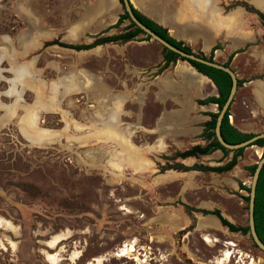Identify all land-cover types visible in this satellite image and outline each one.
<instances>
[{
	"label": "rangeland",
	"instance_id": "374dc122",
	"mask_svg": "<svg viewBox=\"0 0 264 264\" xmlns=\"http://www.w3.org/2000/svg\"><path fill=\"white\" fill-rule=\"evenodd\" d=\"M205 1L211 34L239 33L231 23L215 26L233 8L259 24L253 11L264 15V0L260 10L253 0ZM130 2L200 52L196 28L177 21L181 0ZM121 14L117 0H0V264H218L226 251L222 264H264L247 233L181 207L218 209L246 226L240 187L248 188L261 148L243 149L222 174L173 171L177 146L199 141L196 101L212 94L211 82L178 58L159 72L164 52L141 33L89 50L63 46L134 30L128 20L108 29ZM236 37L227 36L228 49ZM240 51L228 62L240 82L228 121L257 134L264 34L251 59ZM212 60L227 61L218 53ZM127 244L132 256L118 258Z\"/></svg>",
	"mask_w": 264,
	"mask_h": 264
},
{
	"label": "trees",
	"instance_id": "16d2710c",
	"mask_svg": "<svg viewBox=\"0 0 264 264\" xmlns=\"http://www.w3.org/2000/svg\"><path fill=\"white\" fill-rule=\"evenodd\" d=\"M120 1V0H118ZM131 11L134 15V17L145 27H147L150 31H152L154 34H156L158 37L169 43L170 45L174 46L175 48L185 52V53H191L188 47L184 46L181 41L175 40L173 37H171L167 30L158 25L157 23L153 22L143 14H141L139 11H137L131 4H130ZM253 11V10H251ZM256 13V15L259 18L261 26L264 28V15L257 11H253ZM122 20H127L126 13H123L118 16L115 24L108 27L114 28L118 26ZM130 26L134 27V30L126 31L121 34L112 35V36H104V37H98L90 44L86 45H72V44H63L64 47L72 48L75 50H89L91 48H94L98 45H102L105 43H114V42H126L134 39L139 33L143 34L138 28H136L132 23H130ZM147 39H149L148 36H145ZM162 51L164 52L163 55V63L161 67L159 68V72L163 71L168 67L170 63L176 60L178 58L177 55L174 53L166 50L165 48H162ZM217 49V45L211 48L209 54L205 56L201 52H199L197 55L201 58H206L208 60H212L213 51ZM233 54H231L228 58L224 66L228 67V62L230 61ZM179 59V58H178ZM191 67L195 69V71L204 77H206L215 87L216 89V96L206 97L202 100H197L196 103L199 105H205L208 103L215 104L217 107V110L220 109L223 102L226 99V96L228 94V90L230 87V79L229 77L218 70L205 67L203 65L191 62ZM240 82L237 80V87L239 86ZM230 109V108H229ZM210 117V120L204 124V128L201 133V137L207 141V143L204 146H192L187 150L184 151H175V157L179 159H183L190 156H197V155H204L208 154L214 150H219L222 155H226L227 152H232V155L230 159L224 163L221 166L217 167H204L201 165H193L190 168H186L178 164V168H174V170L177 171H185V170H197V171H210L213 173H224L229 170H231L235 165L237 158L241 155L243 149H238L234 151H228L224 148H222L215 140L214 134H213V128H214V120L217 115V113H210L208 114ZM229 116V110H227L221 120L220 124V135L223 139V141L227 144H238L240 142H243L250 138L253 134H247L240 132L237 130L234 126H232L228 121ZM254 145L256 147H259L262 149V153L264 154V139H259L254 142ZM255 165L252 164L249 166V169L251 171V174L253 172ZM240 189L245 190L248 193V188L240 187ZM247 203V198H245ZM183 209L185 212H199L203 215L211 214L215 216L220 225L225 227L229 232H239L241 234H246L248 232L247 226H235L231 223H229L226 219H224L220 212L218 210H212V211H205V210H194L192 208H189L188 206L183 205ZM253 222H254V229L257 234L258 239L261 241V243L264 245V164L262 165V168L259 172L256 186H255V196H254V204H253Z\"/></svg>",
	"mask_w": 264,
	"mask_h": 264
},
{
	"label": "crops",
	"instance_id": "0c3cea01",
	"mask_svg": "<svg viewBox=\"0 0 264 264\" xmlns=\"http://www.w3.org/2000/svg\"><path fill=\"white\" fill-rule=\"evenodd\" d=\"M130 1V0H129ZM131 3V2H130ZM133 6V4L131 3ZM139 5V4H138ZM181 11L178 12L177 21L185 22V24L190 23L193 27V29L196 28V35L197 38H199V51L203 54L209 53L211 50V47L215 43H221L222 38L224 36V46L225 48L222 50H219L217 53L218 55L224 56L226 59L231 55L234 56L236 50H241L240 53H245V55L248 56L249 59L253 56V48L257 49L258 45L260 43H263V34H264V28L259 24L257 21V18L253 15H248L246 12H244L240 8H233L229 10L226 15L221 18V20L216 21L215 26H221L225 25V29L229 28L231 23V30L234 32H239L238 34H232V32L228 35H218V33H212L211 34V8H209L207 2L205 0H181ZM251 5L256 9L260 10L261 0H253L251 1ZM140 6V5H139ZM133 6L137 11H139L141 14L152 20L153 22L157 23L158 25L162 26L163 23L160 21L155 20V18L150 13V10L148 8H141V7ZM157 19V18H156ZM165 27V26H162ZM226 31V30H225ZM227 32V31H226ZM237 35L235 39H233V45L231 48L228 49V41L227 36ZM178 41H183L184 43H187L189 45L188 40H183L181 38H177ZM259 41V42H258ZM227 43V44H226ZM239 44V45H238ZM227 47V48H226ZM216 50L213 52V57L217 55ZM231 57V58H232ZM256 58V56H255ZM189 65V64H188ZM206 78V77H205ZM213 84L211 83V86L207 85V89L211 91V96H216V93L214 94L213 91ZM215 88V87H214ZM216 90V89H215ZM206 98V97H205ZM204 99V98H203ZM202 100V99H199ZM198 115L196 116L198 121L202 122L201 129L198 132V139L199 141L192 144H185L181 147L177 146V151H184L189 149L192 146H204L207 141H205L201 137L202 130L204 128V124L210 120V117L208 114L215 113L216 111L214 108L216 107L215 104H205V105H199L196 103ZM200 135V137H199ZM222 153L219 150H214L208 154L204 155H197V156H190L183 159H178V163L186 168H190L191 166L195 165H201L204 167H217L223 165L221 163ZM215 159V161L213 160ZM177 173H187L190 171H197V170H185V171H177L173 170ZM200 173H208L211 174L213 172L210 171H197ZM213 174H222V173H213ZM183 205L188 206L186 204H181V207L183 208ZM189 208H192L188 206ZM194 210H205V211H212V210H206V209H196L192 208ZM218 210V209H216ZM219 211V210H218ZM221 226V225H220ZM222 227V226H221Z\"/></svg>",
	"mask_w": 264,
	"mask_h": 264
},
{
	"label": "water",
	"instance_id": "95a60500",
	"mask_svg": "<svg viewBox=\"0 0 264 264\" xmlns=\"http://www.w3.org/2000/svg\"><path fill=\"white\" fill-rule=\"evenodd\" d=\"M118 1V0H117ZM120 4L123 13H126L127 20L129 23H132L136 28H138L145 36H148L150 40L157 43L160 47L165 48L166 50L174 53L178 56L179 60L185 61L189 66L191 67L190 63L194 62L200 65H203L205 67H209L218 71H221L225 73L229 79H230V87L228 90V94L226 96L225 101L223 102L222 106L219 110H217V115L214 120V128H213V134L216 142L224 149L228 151H234L238 149H245L247 147L255 146L254 142L259 139H264V132L253 134L250 138L247 140L240 142L238 144H227L223 141L221 135H220V124L221 120L227 110H229L234 94L237 89V78L234 74V72L228 67L224 66L223 64L217 63L214 60H208L206 58H201L197 54L191 52V53H185L174 46L170 45L160 37H158L156 34H154L152 31H150L147 27H145L143 24H141L133 15L131 8H130V1L129 0H120L118 1ZM193 68V67H191ZM195 70V69H194ZM196 72V71H195ZM203 76V75H202ZM264 164V154H261L257 162L254 164L255 167L253 169V172L251 174L249 186H248V194H247V203H246V226L248 228V236L254 245L255 248H257L261 253L264 254V245L261 243V241L258 239L257 234L254 229V222H253V204H254V196H255V186L257 182V178L259 175V172L262 168V165Z\"/></svg>",
	"mask_w": 264,
	"mask_h": 264
},
{
	"label": "bare ground",
	"instance_id": "6f19581e",
	"mask_svg": "<svg viewBox=\"0 0 264 264\" xmlns=\"http://www.w3.org/2000/svg\"><path fill=\"white\" fill-rule=\"evenodd\" d=\"M186 73V72H185ZM183 74H184V72H183ZM187 74V73H186ZM187 76H190V75H187ZM203 78V77H202ZM51 244V243H50ZM134 252V248H133V246L132 245H123V247L119 250V252H117L116 254V256L118 257V258H120V257H124V256H126V255H131V254H129V253H133ZM48 256V255H47ZM132 256V255H131ZM135 257V260L136 261H139L138 259H137V257L136 256H134ZM230 257V253H229V251H226L225 253H224V255H223V258L220 260V261H218V264H222V262L223 261H225V260H227L228 258ZM75 258V257H74ZM50 260L54 263V261H55V259H54V257H52V256H50ZM94 263H89V264H99V262H100V259H95L94 261H93ZM140 262V261H139ZM141 263V262H140ZM225 263V262H224Z\"/></svg>",
	"mask_w": 264,
	"mask_h": 264
},
{
	"label": "flooded vegetation",
	"instance_id": "af4514ba",
	"mask_svg": "<svg viewBox=\"0 0 264 264\" xmlns=\"http://www.w3.org/2000/svg\"><path fill=\"white\" fill-rule=\"evenodd\" d=\"M259 148V147H258ZM248 194V193H247ZM193 212V211H192ZM191 213V212H190ZM207 215H211V214H207ZM215 217V216H214ZM216 218V217H215ZM217 219V218H216ZM225 219V218H224ZM217 221H218V219H217ZM219 222V221H218ZM230 223V222H229ZM220 224V223H219ZM223 227V226H222ZM223 228H225V227H223ZM226 229V228H225ZM227 230V229H226ZM228 231V230H227ZM229 232V231H228ZM230 233H237V232H230ZM241 234V233H240ZM247 234H248V232H247Z\"/></svg>",
	"mask_w": 264,
	"mask_h": 264
}]
</instances>
